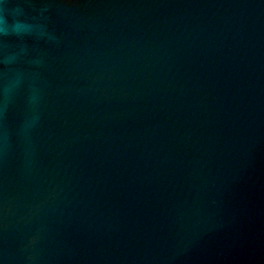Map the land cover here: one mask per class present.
Returning <instances> with one entry per match:
<instances>
[{
  "label": "water",
  "instance_id": "water-1",
  "mask_svg": "<svg viewBox=\"0 0 264 264\" xmlns=\"http://www.w3.org/2000/svg\"><path fill=\"white\" fill-rule=\"evenodd\" d=\"M0 264H264V0H0Z\"/></svg>",
  "mask_w": 264,
  "mask_h": 264
}]
</instances>
